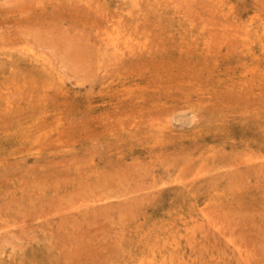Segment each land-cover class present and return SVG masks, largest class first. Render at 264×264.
Here are the masks:
<instances>
[{
    "label": "rangeland",
    "instance_id": "374dc122",
    "mask_svg": "<svg viewBox=\"0 0 264 264\" xmlns=\"http://www.w3.org/2000/svg\"><path fill=\"white\" fill-rule=\"evenodd\" d=\"M0 58L1 264H264V0H0Z\"/></svg>",
    "mask_w": 264,
    "mask_h": 264
},
{
    "label": "bare ground",
    "instance_id": "6f19581e",
    "mask_svg": "<svg viewBox=\"0 0 264 264\" xmlns=\"http://www.w3.org/2000/svg\"><path fill=\"white\" fill-rule=\"evenodd\" d=\"M32 1H33V0H32ZM37 1H38V0H37ZM34 3H35V2H34ZM36 3L38 4V2H36ZM47 5H48V4H47ZM18 6H19V5H18ZM34 7H35V6H34ZM36 7H37V6H36ZM32 9H33V8H32ZM32 9H31V10H32ZM37 9H38V8H37ZM29 10H30V9H29ZM34 10H35V9H34ZM34 12H35V11H34ZM122 14H123V13H122ZM127 16H128V14H127ZM133 16H134V15H133ZM29 17H30V16H29ZM134 17H135V16H134ZM125 19H127V18L125 17ZM106 20H107V19H106ZM135 20L137 21V19H135ZM139 20H140V19H139ZM145 20H146V19H145ZM114 21H115V20H114ZM141 21H142V20H141ZM124 22H125V21H124ZM8 23H9V22H8ZM125 23H127V21H126ZM121 24H122V23H121ZM130 25H131V24H130ZM121 26H122V25H121ZM137 26H139V25H137ZM139 27H140V26H139ZM139 27H138V28H139ZM128 28H130V27H128ZM124 29H125V27H124ZM126 29H127V28H126ZM130 29H131V28H130ZM132 29H133V28H132ZM139 29H140V28H139ZM119 31H120V30H119ZM125 32H126V31H125ZM127 32H128V31H127ZM113 33H114V31H113ZM118 33H120V32H118ZM126 34H127V33H126ZM129 34H130V33H129ZM107 36H108V34H107ZM113 37H114V36H113ZM125 37H126V36H125ZM134 37H135V36H134ZM114 38H115V37H114ZM114 38H112V39H114ZM117 38H118V37H117ZM126 38H127V37H126ZM122 39H123V38H122ZM115 40H116V39H115ZM118 40H119V39H118ZM126 40H127V39H126ZM131 40H132V39H131ZM103 42H104V41H103ZM118 42H119V41H118ZM118 42H117V43H118ZM104 43H105V42H104ZM127 43H128V42H127ZM129 43H130V42H129ZM66 44H67V43H66ZM101 44H102V43H101ZM122 45H123V44H122ZM101 46H103V45H101ZM107 46H108V45H107ZM127 46H128V45H127ZM136 46H137V45H136ZM99 47H100V46H99ZM119 47H121V46H119ZM100 48H101V47H100ZM121 48H122V47H121ZM139 48H140V47H139ZM34 49H35V48H34ZM71 49H72V48H71ZM107 49H108V48H107ZM132 49H133V48H132ZM111 50H112V49H111ZM23 51H24V50H23ZM33 52H34V51H33ZM132 52H134V51H132ZM20 53H21V52H20ZM106 53H107V52H106ZM124 53H125V52H124ZM22 54H23V53H22ZM22 54H21V55H22ZM100 54H101V53H100ZM103 54H104V53H103ZM125 54H126V53H125ZM133 54H134V53H133ZM133 54H132V55H133ZM13 55H14V54H13ZM25 55H26V54H25ZM37 55H38V54H37ZM108 55H109V54H108ZM28 56H29V54H28ZM75 56H76V55H75ZM109 56H110V55H109ZM109 56H108V57H109ZM111 56H112V55H111ZM14 57H15V56H14ZM16 57H17V56H16ZM16 57H15V58H16ZM19 57H20V56H19ZM78 57H79V56H78ZM121 57H122V56H121ZM15 58H14V59H15ZM26 58H27V57H26ZM109 58H110V57H109ZM113 58H114V56H113ZM0 59H1V58H0ZM9 59H10V58H9ZM14 59H13V60H14ZM82 59H83V58H82ZM114 59H116V58H114ZM121 59H122V58H121ZM16 60H19V59L16 58ZM27 60H28V59H27ZM83 60H84V59H83ZM103 60H105V59L103 58ZM103 60H102V61H103ZM0 61H2V59H1ZM38 61H39V59H38ZM2 62H3V61H2ZM10 62H11V61H10ZM21 62H23V61L21 60ZM4 63H5V62H4ZM4 63H3V64H4ZM28 64H29V63H28ZM31 64H32V63H31ZM8 65H9V64H8ZM11 65H12V64H11ZM11 65H10V66H11ZM33 65H34V64H33ZM38 65H39V64H38ZM44 65H45V64H44ZM47 65H48V64H47ZM120 65H121V64H120ZM15 66H16V65H15ZM35 66H37V65L35 64ZM5 67H6V66H5ZM8 67H9V66H7V68H8ZM13 67H14V66H13ZM30 67H31V66H30ZM46 67H47V66H46ZM3 68H4V67H3ZM14 68H15V67H14ZM36 68H37V67H36ZM18 69H21V68H18ZM122 69H123V68H122ZM7 70H8V69H7ZM18 71L21 72L20 70H18ZM23 71H25V70H23ZM31 71H32V70H31ZM1 72H3V71H1ZM10 72H11V71H10ZM24 73H25V72H24ZM32 73H33V72H32ZM36 73H38V71H37ZM103 73H104V72H103ZM9 75H10V74H9ZM20 75H21V73H20ZM26 75H27V74H26ZM34 75H35V74H34ZM16 76H17V75H16ZM1 77H2V76H1ZM26 77H27V76H26ZM13 79H14V78H13ZM4 80H5V79H3V81H4ZM15 80H16V79H15ZM8 81H9V80H8ZM13 81H14V80H13ZM19 81H20V80H19ZM27 81H28V80H27ZM31 81H33V80L31 79ZM16 82H17V81H16ZM2 83H3V82H2ZM6 83L8 84V82H6ZM11 83H12V82H11ZM20 83H21V82H20ZM34 83H35V82H34ZM0 84H1V83H0ZM7 84H5V86H6ZM12 84H13V83H12ZM15 84H16V83H15ZM18 84H19V83H18ZM27 84H28V83H27ZM16 85H17V84H16ZM23 85H24V84H23ZM1 86H2V85H1ZM19 86H20V84H19ZM15 87H16V86H15ZM11 88H12V87H11ZM27 88H28V86H27ZM5 89H7V87H6ZM16 89H17V88H16ZM3 90H4V89H3ZM13 90H14V88H13ZM26 90H27V89H26ZM20 93H21V91H20ZM120 95H121V94H120ZM19 98H20V97H19ZM4 100H6V99H4ZM0 106H1V104H0ZM0 111H1V110H0ZM3 116H4V114H3ZM8 124H9V123H8ZM5 125H6V124H5ZM10 125H11V123H10ZM113 135H114V134H113ZM174 137H175V136H174ZM181 137H182V136H181ZM172 138H173V137H172ZM172 138H171V139H172ZM165 139H167V138H165ZM169 139H170V138H169ZM139 141H140V140H139ZM262 143H263V142H262ZM183 144H184V143H183ZM178 145H179V144H178ZM186 145H187V144H186ZM186 145L184 144L183 146H186ZM197 145H198V143H197ZM263 145H264V143H263ZM174 146H175V145H174ZM131 147H132V146H131ZM147 147H148V146H147ZM157 147H158V146H157ZM181 147H182V146H181ZM249 147H250V146H249ZM257 147H258V146H257ZM259 147H260V146H259ZM148 148H149V147H148ZM158 148H159V147H158ZM163 148H165V147H163ZM174 148H175V147H174ZM182 148H183V147H182ZM185 148H186V147H185ZM189 148H194V147L190 146ZM261 148H262V147H261ZM159 149H160V148H159ZM168 149H169V148H168ZM194 149H195V148H194ZM194 149H193V151H194ZM259 149H260V148H259ZM259 149H258V150H259ZM150 150H151V149H150ZM156 150H157V149H156ZM176 150L179 151V149H176ZM180 150H181V149H180ZM173 151H174V150H171V152H173ZM184 151L187 152V149H184ZM188 151H189V150H188ZM261 151H262V150H261ZM179 152H180V151H179ZM159 153H160V152H159ZM161 154H162V153H161ZM159 155H160V154H159ZM184 155H186V154H184ZM146 157H147V156H146ZM155 157H157V156H155ZM163 157H164V156H163ZM163 157H162V159H163ZM259 158H261V157H259ZM263 158H264V157H263ZM170 159H172V155H171V158H170ZM164 160H166V159H164ZM175 160H176V159H175ZM251 160H252V159H251ZM255 160H258V159H255ZM154 161H156V160H154ZM176 161H177V160H176ZM263 161H264V160H263ZM20 162H21V161H20ZM177 162H178V161H177ZM246 162H247V161H246ZM14 163H15V162H14ZM168 163H169V162H168ZM22 164H23V163H22ZM175 164H176V163H175ZM247 164H248V162H247ZM262 164H263V163H262ZM262 164H261V165H262ZM16 165H17V164H16ZM159 165H160V164H159ZM162 165H163V164H162ZM170 165H171V164H170ZM263 165H264V164H263ZM17 166H18V165H17ZM157 166H158V165H157ZM167 166H168V165H167ZM11 167H12V166H11ZM158 167H159V166H158ZM260 167H261V166H260ZM259 169H260V168H259ZM261 169H262V168H261ZM229 173H230V172H229ZM263 173H264V172H263ZM176 174H177V173H176ZM177 176H178V175H177ZM206 177H207V176H206ZM229 177H230V176H229ZM154 178H155V177H153L152 180H154ZM162 178H163V177H162ZM17 179H18V178H17ZM209 179H210V178H209ZM9 180H10V179H9ZM158 180L161 181V179H158ZM172 180H173V179H172ZM180 180H181V179H180ZM199 180H200V179H199ZM203 180H204V179H203ZM212 180H213V179H212ZM220 180H221V179H220ZM136 181H137V180H136ZM136 181H135V182H136ZM154 181H155V180H154ZM163 181H164V180H163ZM174 181H175V180H174ZM192 181H193V180H192ZM200 181H201V180H200ZM16 182L18 183V181H16ZM167 182H168V181H167ZM175 182H176V181H175ZM175 182H174V183H175ZM193 182H194V181H193ZM179 183H180V181H179ZM181 183H183V182H181ZM205 183H206V182H205ZM209 183H210V180H209ZM153 184H154V183H153ZM156 184H157V183H156ZM156 184H155V185H156ZM171 184H173V182H172ZM175 184H176V183H175ZM210 184H211V183H210ZM214 184H215V183H213V186H214ZM23 185H24V184H23ZM157 185H158V184H157ZM195 185H196V184H195ZM199 185H200V184H199ZM227 185H228V184H227ZM148 186H149V185H148ZM160 186H161V184H160ZM163 186H164V185H163ZM167 186H169V185H167ZM207 186H208V185H207ZM153 187H155V186H153ZM183 187H184V186H183ZM194 187H195V186H194ZM194 187H193V189H195ZM144 188H145V187H144ZM146 188H148V187H146ZM146 188H145V189H146ZM149 188H150V186H149ZM206 188H207V187H206ZM145 189H144V190H145ZM160 189H161V188H160ZM160 189H159V191H160ZM196 189H197V188H196ZM199 189H200V188H199ZM149 190H150V189H149ZM154 190H155V189H154ZM176 190H177V189H176ZM179 190H180V189H179ZM210 190H211V189H210ZM194 191H195V190H194ZM154 192H155V191H154ZM156 192H157V191H156ZM179 192H180V191H179ZM183 192H184V191H183ZM206 192H207V191H206ZM35 193H36V192H35ZM134 193H135V192H134ZM142 193H143V191H142ZM144 193H145V192H144ZM146 193H148V191H147ZM151 193H152V192H151ZM151 193H150V194H151ZM152 194H153V193H152ZM186 194H187V193H186ZM157 195H158V194H157ZM183 195H184V194H183ZM144 196H145V195H144ZM151 196H152V195H151ZM135 197H136V196H135ZM184 197H185V196H184ZM184 199H185V198H184ZM184 199H183V200H184ZM173 200H174V199H173ZM226 201H227V200H226ZM228 201H229V200H228ZM159 202H160V201H159ZM223 202H224V201H223ZM129 203H130V202H129ZM174 203H175V202H174ZM191 203H192V200H191ZM206 203H207V202H206ZM228 203H229V202H228ZM233 203H234V202H233ZM131 204H132V201H131ZM135 204H136V202H135ZM138 204H139L138 206H140V203H138ZM141 204H142V203H141ZM159 204H160V203H159ZM221 204H222V203H221ZM148 205H149V204H148ZM152 205H153V204H152ZM178 205H179V203H178ZM212 205H214V203H213ZM218 205H219V204H218ZM226 205H227V204H226ZM128 206H129V205H128ZM138 206H136V208H137ZM143 206H144V205H143ZM146 206H147V205H146ZM146 206H145V207H146ZM153 206H154V205H153ZM149 207H150V206H149ZM180 207H181V206H180ZM184 207H185V206H184ZM222 207H223V206H222ZM178 208H179V206H178ZM181 208H182V207H181ZM194 208H195V207H194ZM201 208H202V207H201ZM130 209H131V208H130ZM182 209H183V208H182ZM192 209H193V208H192ZM205 209L207 210L208 208H205ZM210 209H211V208H210ZM132 210L135 211V208L132 209ZM194 210H195V209H194ZM208 210H209V209H208ZM144 211H145V210H144ZM189 211H190V210H189ZM189 211H188V212H189ZM198 211H200V210H198ZM204 211H205V210H203V212H204ZM132 212H133V211H132ZM135 212H136V211H135ZM138 212H139V211H138ZM138 212H137V213H138ZM178 212H179V211H178ZM183 213H185V212H183ZM189 213H190V212H189ZM198 213H199V212H198ZM134 214H135V213H134ZM138 214H139V213H138ZM160 214H161V212H160ZM180 214H181V213H180ZM200 214H202V213H200ZM146 215H147V214H146ZM192 215H193V214H192ZM196 215H197V214H196ZM196 215H195V216H196ZM206 215H207V214H206ZM210 215H211V214H210ZM172 216H173V215H172ZM199 216H200V215H199ZM208 216H209V215H208ZM135 217H136V216H135ZM135 217H134V218H135ZM196 217H197V216H196ZM200 217H201V216H200ZM141 218H142V217H141ZM179 218H180V217H179ZM179 218H178V219H179ZM192 218L194 219V217H191V220H193ZM203 218H205V217L203 216ZM209 218H210V217H209ZM167 219H168V218H167ZM185 219H186V218H185ZM188 219H189V217H188ZM207 219H208V217H207ZM195 220H196V218H195ZM204 220H205V219H204ZM208 220H209V219H208ZM208 220H207V221H208ZM139 221H140V220H139ZM168 221H169V220H168ZM184 221H185V220H184ZM175 222H176V221H175ZM198 222H199V221H198ZM198 222H197V225H199ZM209 222H210V221H209ZM205 223H206V222H205ZM178 224H179V223H178ZM186 224H187V223H186ZM191 224H192V223H191ZM210 224H211V222H210ZM184 225H185V224H184ZM194 225H195V224H194ZM187 226H189V225L187 224ZM189 236H190V235H189ZM144 244H146V243H144ZM150 247H151V246H150ZM152 248H153V247H152ZM158 248H159V247H158ZM175 248H176V247H175ZM144 249H145V248H144ZM161 249H162V248H161ZM165 249H166V247H165ZM147 250H148V248H147ZM151 250H152V249H151ZM158 250H159V249H158ZM173 250H174V249H173ZM178 250H179V248H178ZM142 251H143V250H142ZM145 251H146V250H145ZM148 251H149V250H148ZM148 251H147V252H148ZM152 251H153V250H152ZM155 251H156V250H155ZM162 251H163V250H162ZM165 251H167V250H165ZM169 251H170V250H169ZM169 251H168V252H169ZM180 251H181V250H180ZM245 251H246V250H245ZM156 252H157V251H156ZM237 252H238V251H237ZM153 253H154V252H153ZM172 253H173V252H172ZM174 253H175V252H174ZM246 253H247V252H246ZM148 254H149V253H148ZM169 254H170V253H169ZM176 254H177V253H176ZM170 255H172V254H170ZM174 255H175V254H174ZM130 256H131V255H130ZM138 256H139V255H138ZM147 256H148V255H147ZM157 256H158V253H157ZM175 256H176V255H175ZM149 257H150V256H149ZM140 258H141V257H140ZM171 258H172V257H171ZM174 258H175V257H174ZM136 259H137V258H136ZM143 259H144V258H143ZM240 259H241V258H240ZM158 260H159V259H158ZM216 260H217V259H215L213 262H215ZM245 260H247L246 257H245ZM225 261H227V260H225ZM241 261H242V260H241ZM136 262H137V261H136ZM174 262H175V261H174ZM244 262H245V261H244ZM130 263H131V262H130ZM246 263H247V262H246ZM262 263H263V262H262ZM0 264H1V263H0ZM4 264H5V262H4ZM133 264H134V263H133ZM138 264H139V263H138ZM202 264H203V263H202ZM258 264H259V263H258Z\"/></svg>",
    "mask_w": 264,
    "mask_h": 264
}]
</instances>
